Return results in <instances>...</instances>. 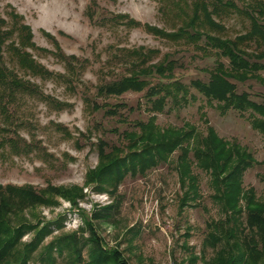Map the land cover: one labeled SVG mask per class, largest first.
<instances>
[{
	"label": "rangeland",
	"instance_id": "rangeland-1",
	"mask_svg": "<svg viewBox=\"0 0 264 264\" xmlns=\"http://www.w3.org/2000/svg\"><path fill=\"white\" fill-rule=\"evenodd\" d=\"M159 7V0H0L1 17L11 25L10 11L22 16L36 46L30 53L54 73L46 79L26 74L3 53L4 63L20 78L37 85L41 94L17 93L15 100L7 103V111L0 110L4 129L0 139L11 138L18 147L12 148L9 141L0 146V184L29 185L39 191L49 186H77L83 194L75 204L55 195L52 203L25 208L23 222L39 227L49 223L51 230L27 264H86L91 245L87 220L102 245L118 251L127 264L214 263L222 245L206 242L207 223L223 221L225 213L213 197L210 176L197 167L193 171L198 176L199 197L181 208L178 151L143 175L128 174L115 190L106 186L98 191L95 183L86 182L87 172L98 164L97 141L107 144L106 151L115 145L126 146L123 132L138 131L135 122H145L154 113L146 110L150 106L147 89L118 96L97 91L130 73L131 63L138 61L128 52L133 49L154 51L145 66L168 55L175 62L174 79L189 91L186 101H168L162 111L155 112L156 125L164 129L188 123L200 136L211 126L219 137L237 142L254 160L242 174V187L253 189L257 199H264V136L251 127L249 111L221 113L216 101L207 100L191 85L194 80L207 82L218 61L228 66L227 58L203 42L196 48L148 32L144 24L166 31L175 28L171 17L163 15ZM122 14L141 25L128 27L114 18ZM247 23L238 16L226 19L227 35L242 32ZM258 74L264 79V70ZM145 79L152 84L162 80L156 76ZM230 81L237 93L247 92L254 102L264 98V80ZM93 103L124 105L117 106V115H104L92 109ZM105 206H111L107 216L102 211ZM10 217L11 224L20 221L14 214ZM244 219L242 215L240 221L244 223ZM69 233H75L82 245L81 260L75 263L68 250L60 255L54 250L52 262H41L44 247L54 237ZM32 235L26 232L21 243H28Z\"/></svg>",
	"mask_w": 264,
	"mask_h": 264
},
{
	"label": "trees",
	"instance_id": "trees-1",
	"mask_svg": "<svg viewBox=\"0 0 264 264\" xmlns=\"http://www.w3.org/2000/svg\"><path fill=\"white\" fill-rule=\"evenodd\" d=\"M159 2L162 14L173 20L174 30L166 31L144 24L145 29L158 37L196 48H201L198 44L203 42L204 46L217 50L221 57L227 58L228 66L218 61L207 82L194 80L191 85L207 100L216 101L221 113L228 110L240 113L249 111L251 127L264 136V98L260 103L254 102L247 92L237 93L235 84L230 81L264 80L258 74L260 70H264V0ZM9 14L11 25H7V21L0 15L1 111H7V103L15 100L17 93L41 94L37 85L20 78L4 63V52L26 74L42 79L54 76L29 51L36 48L30 27L23 23L21 15L14 11ZM232 16L246 19L248 23L243 25L242 32L229 37L225 20ZM114 18L120 19L128 27L141 25L124 14ZM39 50L45 51L43 48ZM128 52L138 60L131 63L130 73L98 87L97 91L99 94L118 96L127 91L141 92L147 89L146 96L150 106L146 110L154 113L145 122H135L134 126L139 128L138 131L123 132L126 146L115 145L106 151L107 144L102 139L97 141L98 164L87 172L86 182L95 183L98 191L104 190L106 186L115 190L128 174L143 175L147 170L166 163L171 154L178 151L176 169L183 191L180 197L181 208L187 201L199 197L198 176L193 171L197 167L210 176L213 197L225 213L223 221L207 223L209 232L206 242L222 245L216 252L213 264H264V199H257L253 189L245 190L242 187V174L253 164V157L237 142H228L219 137L211 126H207L204 136H200L195 126L188 123L179 128H159L155 123V112L162 111L168 101L172 104H177L179 100L186 101L188 88L174 79L175 62L168 55L160 62L145 66L154 51H143V48H139ZM153 76L162 80L152 84L145 79ZM60 78L68 81L64 76ZM57 104L60 106V103ZM123 105L93 103L92 109L101 110L104 115H117V106ZM3 131L0 126V132ZM7 141L12 148H18L15 141L5 137L0 139V146ZM55 195L63 196L73 204L77 197L83 196L82 190L77 186H49L48 189L39 191L29 185L0 184V264H27L33 251L51 230L49 223L39 227L23 222V212L25 208L54 202ZM110 208L111 206L102 207V211H106L104 216L108 215ZM13 214L20 217L17 224H11L10 215ZM242 215H245L244 223L240 221ZM97 216H101V213ZM86 222L91 233L86 264H127L118 251L102 245L90 222ZM26 232H33L32 238L28 243H21L20 240ZM78 243L75 233L61 234L44 247L39 259L41 262L50 263L54 260V250L59 255L62 250H68L77 263L82 258V245ZM82 244H85V240Z\"/></svg>",
	"mask_w": 264,
	"mask_h": 264
}]
</instances>
